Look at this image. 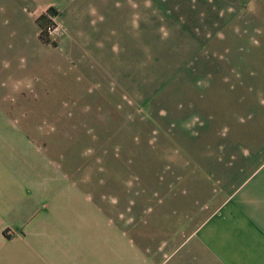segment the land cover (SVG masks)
Segmentation results:
<instances>
[{
  "label": "rangeland",
  "instance_id": "1",
  "mask_svg": "<svg viewBox=\"0 0 264 264\" xmlns=\"http://www.w3.org/2000/svg\"><path fill=\"white\" fill-rule=\"evenodd\" d=\"M0 154L37 207L5 240L77 187L116 263L168 260L264 158V0H0Z\"/></svg>",
  "mask_w": 264,
  "mask_h": 264
},
{
  "label": "crops",
  "instance_id": "2",
  "mask_svg": "<svg viewBox=\"0 0 264 264\" xmlns=\"http://www.w3.org/2000/svg\"><path fill=\"white\" fill-rule=\"evenodd\" d=\"M1 161L0 223L27 222L37 208L30 186H15L12 167ZM241 171L246 174L235 193L225 197L218 212L203 213V226L197 228L194 217L187 229L173 230L166 247L172 254L157 264H264V158L250 173ZM80 190L60 192L26 233L13 240L0 233V264H118L116 256L127 251L125 240L115 242L109 236L106 244L99 242L93 204ZM43 196L42 207L48 199ZM84 250L90 256L85 263ZM102 251L108 259H100Z\"/></svg>",
  "mask_w": 264,
  "mask_h": 264
},
{
  "label": "built area",
  "instance_id": "3",
  "mask_svg": "<svg viewBox=\"0 0 264 264\" xmlns=\"http://www.w3.org/2000/svg\"><path fill=\"white\" fill-rule=\"evenodd\" d=\"M46 30H47V33L51 36L52 35L54 36L57 33V29L53 26H48Z\"/></svg>",
  "mask_w": 264,
  "mask_h": 264
}]
</instances>
